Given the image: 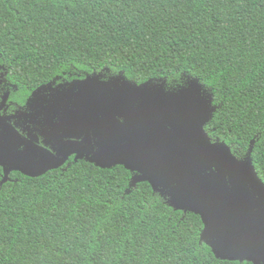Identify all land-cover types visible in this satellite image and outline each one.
I'll return each instance as SVG.
<instances>
[{"label": "trees", "instance_id": "obj_1", "mask_svg": "<svg viewBox=\"0 0 264 264\" xmlns=\"http://www.w3.org/2000/svg\"><path fill=\"white\" fill-rule=\"evenodd\" d=\"M0 61L21 89L197 84L211 139L239 160L253 142L264 182V0H0ZM131 177L85 161L39 177L0 168V264H251L217 258L198 215Z\"/></svg>", "mask_w": 264, "mask_h": 264}, {"label": "water", "instance_id": "obj_2", "mask_svg": "<svg viewBox=\"0 0 264 264\" xmlns=\"http://www.w3.org/2000/svg\"><path fill=\"white\" fill-rule=\"evenodd\" d=\"M83 83L87 88L79 91V102L62 109L56 105L54 111L73 108L75 112L61 121L67 124L68 118L74 119L77 126L86 118L92 122L87 134L92 127L97 134L108 126L98 157L89 162L102 169L116 164L128 171L143 168L147 177H133L131 183L145 180L154 191L161 186L174 209L198 215L202 239L217 258L264 264V182L252 163L254 144H250L247 157L238 160L224 141L211 142L204 130L215 111L211 97L197 84L169 95L163 89L120 82L111 86L123 99L105 102L99 97L113 95L107 90L110 85L96 78ZM139 96L144 98L142 105L134 108ZM85 109L94 117L85 116ZM10 129L19 137L13 127ZM25 157L28 155L15 151L14 139L0 142V166L5 176L17 171L39 177L63 165L67 158L52 156L36 164Z\"/></svg>", "mask_w": 264, "mask_h": 264}, {"label": "flooded vegetation", "instance_id": "obj_3", "mask_svg": "<svg viewBox=\"0 0 264 264\" xmlns=\"http://www.w3.org/2000/svg\"><path fill=\"white\" fill-rule=\"evenodd\" d=\"M85 80L82 78H75L70 81L59 79L45 87L41 86L32 90L28 88L21 89L12 82L10 73L0 61V142L7 144V142L10 143L14 139L15 151L27 154L28 157H25V159L31 163L40 164L43 158L46 160L52 156L58 159L67 157L63 165L53 170L69 167L72 163L78 161L90 163L89 160L97 158L102 134L109 131L108 126H105L97 134H94L96 127H92L89 134H87V126L91 125L92 122L86 121V118H84V121H79L77 126H75L76 121L74 119L68 118L67 124L61 121V117L62 119H64V116L70 117L75 112L73 108L61 113L54 111V107L58 108L56 105L62 109L65 106L61 104L79 102V91L83 86L84 91L87 88L86 84L83 83ZM119 83H107V85H110L107 90L113 95H106L104 98L100 96L99 99H103L105 102L106 99H113V102L123 99L118 94L115 95L117 89L111 86ZM135 99L134 108L141 107L144 98L139 96ZM85 111L87 113L85 116H93L90 109L88 111L85 109ZM101 116L102 114L97 115L98 118ZM114 117L124 122L122 117ZM206 126L204 130L207 133ZM10 127L15 129L19 137L14 136ZM207 135L209 136L208 133ZM209 138L212 143L219 140H212L210 136ZM4 160H6V157ZM0 161H2V158H0ZM116 166L121 165L116 164L113 167ZM0 168L3 170L1 166ZM130 172L132 174L131 182L133 177H147L143 168ZM141 182L151 185L145 180L138 183ZM158 190L165 193L161 186L157 187Z\"/></svg>", "mask_w": 264, "mask_h": 264}, {"label": "snow or ice", "instance_id": "obj_4", "mask_svg": "<svg viewBox=\"0 0 264 264\" xmlns=\"http://www.w3.org/2000/svg\"><path fill=\"white\" fill-rule=\"evenodd\" d=\"M146 86V85H145Z\"/></svg>", "mask_w": 264, "mask_h": 264}]
</instances>
